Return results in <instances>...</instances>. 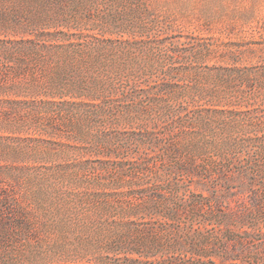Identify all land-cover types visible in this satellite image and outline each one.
Wrapping results in <instances>:
<instances>
[{"label": "rangeland", "instance_id": "374dc122", "mask_svg": "<svg viewBox=\"0 0 264 264\" xmlns=\"http://www.w3.org/2000/svg\"><path fill=\"white\" fill-rule=\"evenodd\" d=\"M38 2L14 4L32 18ZM123 2L136 49L93 66L124 70L98 120L56 119L52 137L46 119L10 114V101L27 99L0 95V264H128L131 239L111 194L123 170L165 173L170 164L171 177L207 198L237 194L241 174L264 170V0ZM168 141L176 152L164 155ZM190 166L196 176L183 174ZM255 181L258 190L264 180ZM189 243L143 264H198L201 243Z\"/></svg>", "mask_w": 264, "mask_h": 264}, {"label": "trees", "instance_id": "16d2710c", "mask_svg": "<svg viewBox=\"0 0 264 264\" xmlns=\"http://www.w3.org/2000/svg\"><path fill=\"white\" fill-rule=\"evenodd\" d=\"M15 1L0 0V33L6 35L0 40V95L27 100L6 102L13 107L10 114L46 119L43 133L52 137L56 119L98 120L124 70L93 66L124 61L136 49L131 36L135 24L124 19L129 16L127 4L123 0H44L29 12V18L15 7ZM178 110L170 106L167 113ZM163 150L166 155L176 152V147L168 141ZM150 168L123 170L111 193L116 197L113 213L121 217L120 226L131 239L128 264H143L158 252L185 253L190 248L186 245L194 241L201 243L193 250L200 258L198 264H207L203 259L213 256L225 264H264V183L259 184L261 190L255 188V177L263 181L264 170L253 178L241 174L244 190L237 194L223 190L220 196L207 198L171 177L174 166L168 164L165 173ZM183 174L196 176L191 166ZM208 223L218 233L208 235ZM161 264L178 263L164 258Z\"/></svg>", "mask_w": 264, "mask_h": 264}]
</instances>
